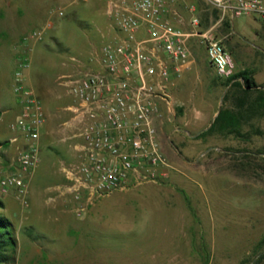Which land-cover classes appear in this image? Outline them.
<instances>
[{"label":"rangeland","instance_id":"obj_1","mask_svg":"<svg viewBox=\"0 0 264 264\" xmlns=\"http://www.w3.org/2000/svg\"><path fill=\"white\" fill-rule=\"evenodd\" d=\"M177 6L185 31L213 27L234 72L250 69L264 85L263 17L220 19L207 0ZM105 9L106 0H0V176L13 170V158L25 146L21 137L9 141L15 135L9 125L21 111L17 71L50 115L28 204L14 192L0 196V214L10 220L15 239L2 264H252L264 248V116L252 114L243 123L245 138L202 135L221 106H235L232 96L223 104L228 87L209 62L198 73L185 69L170 86L172 113L159 130L172 166L166 178L114 191L82 218L62 198L47 200L49 188L63 180L59 167L66 150L55 135L64 120L54 106L55 79L69 56L88 61L118 35ZM33 31H41V38H33ZM187 44L191 56L207 60L197 34ZM64 90L59 106L68 100Z\"/></svg>","mask_w":264,"mask_h":264},{"label":"built area","instance_id":"obj_2","mask_svg":"<svg viewBox=\"0 0 264 264\" xmlns=\"http://www.w3.org/2000/svg\"><path fill=\"white\" fill-rule=\"evenodd\" d=\"M180 1L106 0L105 13L118 35L96 49L88 61L74 55L64 61L71 70L57 79L69 98L65 106L69 118L60 125L57 140L69 145L71 159L60 162L63 180L49 188V202L62 198L82 218L97 200L114 191L167 177L172 166L162 150L159 130L172 113L170 86L191 61L188 37H200L207 60L220 77L230 76L235 68L213 27L189 33L180 26ZM207 2L220 19L241 14L264 18V0ZM192 23L197 24L196 17ZM31 36L40 39L41 31ZM16 81L21 111L9 125L15 133L9 141L21 137L25 146L13 158V170L0 176V196L14 192L27 205L47 114L20 71Z\"/></svg>","mask_w":264,"mask_h":264},{"label":"trees","instance_id":"obj_3","mask_svg":"<svg viewBox=\"0 0 264 264\" xmlns=\"http://www.w3.org/2000/svg\"><path fill=\"white\" fill-rule=\"evenodd\" d=\"M224 24L228 27L227 22ZM225 84L228 88L223 95V104L232 96L235 106H221L210 127L202 135L221 134L245 138L246 134L241 131L243 123L252 114L264 116V85L259 84L253 72L247 68L226 77ZM3 207V201L0 199V209ZM14 247L11 222L0 214V264L6 259V250H13ZM252 264H264V248L256 252Z\"/></svg>","mask_w":264,"mask_h":264},{"label":"crops","instance_id":"obj_4","mask_svg":"<svg viewBox=\"0 0 264 264\" xmlns=\"http://www.w3.org/2000/svg\"><path fill=\"white\" fill-rule=\"evenodd\" d=\"M191 61H190V64L188 66L187 69H192L194 72L196 71L198 73V71L201 70V68L203 67H206L207 66V63H208V60H200L197 56H191ZM206 59H207V56H206ZM62 65L66 68V70L62 71V72H59L56 76V79H55V87H54V91H53V101H54V106L56 108V113L58 114L59 117H61L62 119H64L57 127V129L55 130V135L57 136V138L62 134V131L60 130V125L66 121L68 118H69V113L65 110V106L68 104V100H67V103H65V105H62L59 106L61 104V100H63V93L62 91L65 89L62 85H60L58 83V75L59 74H62V73H65V72H68L71 70V66L67 63H62ZM257 81V80H256ZM258 82V81H257ZM59 86V87H58ZM60 86L63 88V90L60 89ZM31 87V85H30ZM64 95L68 97L67 93H66V90H64ZM47 105V104H46ZM46 114H47V123L49 122V119H50V115L48 114V108L46 109ZM216 115V114H215ZM214 115V116H215ZM213 116V117H214ZM214 120V119H213ZM47 125V124H46ZM70 130L67 129L66 132H69ZM177 130H175L176 132ZM55 138V137H53ZM56 138V140H57ZM58 141V140H57ZM62 145H64V143H61ZM66 150H65V153H63L62 157H61V162L62 161H67V160H70L71 159V150H70V147L68 144L64 145ZM54 150V149H53ZM170 154L171 156L175 157L174 156V153L172 151H170ZM35 172V171H34ZM33 172V174H34ZM33 174L31 175V177L33 176ZM30 177V178H31Z\"/></svg>","mask_w":264,"mask_h":264},{"label":"water","instance_id":"obj_5","mask_svg":"<svg viewBox=\"0 0 264 264\" xmlns=\"http://www.w3.org/2000/svg\"><path fill=\"white\" fill-rule=\"evenodd\" d=\"M218 112H219V110H218ZM218 112H217V114H218ZM217 114L215 115V117L217 116ZM215 117H214V118H215Z\"/></svg>","mask_w":264,"mask_h":264}]
</instances>
